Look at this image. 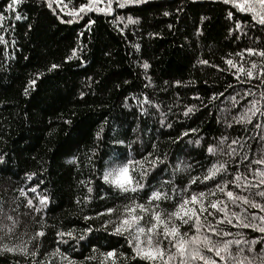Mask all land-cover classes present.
<instances>
[{
    "label": "trees",
    "instance_id": "obj_1",
    "mask_svg": "<svg viewBox=\"0 0 264 264\" xmlns=\"http://www.w3.org/2000/svg\"><path fill=\"white\" fill-rule=\"evenodd\" d=\"M7 2L0 0V11ZM87 3L89 0H63L65 10L54 3L53 11L43 0H22L16 11H3L5 19L0 20V156L4 157L0 161V245H27L26 253L0 248V264H100V253L113 248L127 257L119 258L117 264H149L135 257L128 235L113 234L115 223L100 227L106 219L115 222L119 211L94 216L105 208H122L131 199L149 209L141 221L145 228L151 222L152 211L167 215L176 210L184 196L212 189L225 180L229 181L223 184L226 190L264 204V197L255 195L264 186L241 192L231 183L242 174L237 182L243 186L244 178L252 177L256 168L264 170V165L251 163L264 156V119L259 115L247 122L237 119L251 106L250 101H259L264 109L260 78L264 76L260 73L264 57L247 52L236 55L249 47L264 50V26L252 19L253 13L225 4L224 0H142L123 8L116 7L113 0V11L105 13L95 9L105 7L107 0H96L88 12H77L73 18L70 13ZM238 3L261 10L256 0ZM166 11L167 16L163 15ZM229 11L233 12V20L227 17ZM16 15L22 19H15ZM129 17L134 23L128 22ZM88 20L94 22L85 28ZM235 21L240 22V29ZM229 28H233V34H229ZM73 48L77 54L65 60L72 56ZM227 59L245 69L257 63L254 72L260 76L249 79L242 73L237 77V69L226 64ZM199 60L209 63L203 65ZM145 61L149 65L146 69L141 67ZM53 63L60 68L47 72ZM37 72L43 76L25 95L28 81ZM246 91L250 94L244 95ZM190 105L195 111L185 115ZM181 132L187 135L177 141ZM196 139L200 144L195 143ZM234 139H239L243 147L232 145ZM113 140L125 143L115 144ZM209 145L217 151L208 152ZM228 146L238 148L237 153L228 155ZM121 150V164L128 159L140 161L147 153L153 154L148 161L154 157L163 160L159 170H152L147 177L141 178L140 171L150 167L148 161L130 173L146 189L125 194L103 181L107 162ZM241 154H247L249 160L237 165L235 161ZM214 163H226L227 172L213 182L188 185L189 191L181 193L191 176L205 174ZM177 164L191 167L176 172ZM33 173L28 179L26 174ZM258 180L252 182L258 184ZM33 187L36 192L29 191ZM88 187L93 189L91 193ZM21 188L25 189L23 196ZM157 189L172 199L148 201L149 193ZM39 195H46L48 203L36 212L27 207V201L31 199L38 205ZM85 196L91 198L85 200ZM212 199L227 201L219 192ZM154 203L159 208H153ZM228 206L234 212L244 208L249 214H261L259 209L244 204ZM84 216L92 219L85 221ZM209 220L215 224V217ZM89 225L94 230L80 240ZM234 225L235 218L233 225H223L232 235L214 239H241L242 234L243 240H256L251 245L253 253L261 254L264 234ZM180 228L189 235L195 232L191 224ZM37 231L44 235L35 236ZM58 231H71L73 235L58 237ZM157 231L162 232V227ZM141 240L146 243L144 236ZM159 243L169 248L167 240ZM231 249L235 252L238 246L231 245ZM32 252L34 256L27 254Z\"/></svg>",
    "mask_w": 264,
    "mask_h": 264
},
{
    "label": "snow or ice",
    "instance_id": "obj_2",
    "mask_svg": "<svg viewBox=\"0 0 264 264\" xmlns=\"http://www.w3.org/2000/svg\"><path fill=\"white\" fill-rule=\"evenodd\" d=\"M22 2V0H8V2L4 5L3 11H16L17 6ZM96 0H89L87 4H81L78 9H74L70 14L73 18H76V13L80 12L86 13L90 10V5L94 4ZM142 0H116V7L123 8L127 3H141ZM256 2L261 6V10L257 11L255 7L248 8L246 5L238 3V0H224L225 4H232L234 7H241V10L251 11L253 13L252 19L258 20L261 26H264V0H256ZM43 3L49 8L53 9V4L55 3L61 11H64L66 6L63 4V0H43ZM99 12L111 13L113 11V0H107V5L105 7H99L95 9ZM3 11H0V20H4L5 17L3 15ZM53 11H55L53 9ZM163 15H169V12H164ZM227 17L230 20L234 19L233 12L229 11L227 13ZM15 19H22V16L16 15ZM117 19H120L117 17ZM204 17H201V20H204ZM94 21L88 20V24L85 25V28L88 25L92 24ZM129 23H134L131 17L128 18ZM68 23H72V20H69ZM29 29L32 28V25L29 24ZM171 27V26H170ZM235 27L237 29L241 28V24L239 21H235ZM197 32H200V29H196ZM233 28H229V34H233ZM236 39H240L236 37ZM136 47H139L138 45ZM77 49H72V56L65 57V60L72 59L73 56L77 54ZM243 52H247L249 55L255 54L257 56L264 57V50H257L252 47L243 49L240 53H236V55H243ZM198 63L207 65L209 62L206 60H199ZM225 63L228 64L231 68L237 69L236 75L239 77L242 73L246 75L249 79H251L254 75L260 76V73H264V65L260 68V73L254 72V69L257 68V63L253 62L250 68L245 69L241 64L238 66L236 62L231 59L225 60ZM141 67L148 68L149 65L145 61ZM216 67V66H214ZM60 68L58 64H51L46 69L47 72H53ZM43 73L37 72L35 74L34 79H30L28 81L27 86L24 89V94L28 95L31 89H35L37 87V81L41 79ZM261 84H264V76H261ZM127 83V81H125ZM179 83V81L175 82ZM119 87V85H117ZM259 87V85H258ZM247 91L244 95H249ZM81 96L84 95L83 92L80 93ZM218 95L217 93H213V96ZM261 98L264 99V93H261ZM127 99V97H125ZM147 99V98H146ZM212 99V97H209ZM150 103V101H149ZM250 107L247 108L244 113L237 117L240 122L251 121L253 116L259 115L262 119H264V109L259 106V101L253 100L250 101ZM142 112H145L143 108H141ZM195 111V106L190 105L185 108L184 114L189 115ZM146 114V113H145ZM163 116V113H161ZM162 124L167 123L166 120H161ZM189 131H198L197 129H189ZM99 132L96 133L99 136ZM187 135L186 132H181L179 136L175 139L179 141L181 137H185ZM247 139V137H244ZM261 142H264V137H261ZM115 144H124L123 140H113ZM196 144H200V140L196 139ZM220 143H224V138H220ZM232 145H237L238 147H243L240 144L239 139H234L231 142ZM156 145L153 144V147ZM208 152L214 153L217 151L216 147L209 145ZM238 151V148H233L228 146L227 154L235 155ZM264 151V149H261ZM153 156L152 153H147L145 157H143L140 161L126 160L122 164L119 161L124 159L123 151L114 152L113 156L110 157L109 161L106 164L104 174L102 176L103 181L106 184H110L114 190H118L121 193H137L140 189H146V185L138 182L135 179V176L130 173H135L137 171L138 165L143 164L144 161H148V157ZM72 160H75L76 157H71ZM166 159V158H165ZM4 157L0 156V161H3ZM241 160H249L247 154H241L240 159L235 161L237 165L241 163ZM150 167L145 168L140 171L141 178L147 177L152 170L158 171V165H163V160L158 157H154L150 161H148ZM252 164L264 165V156H261L258 160L251 161ZM191 165L188 164H177L174 171L183 172L186 169H189ZM251 171V168H249ZM227 172L226 163H214L211 164L206 170L205 174L200 176H191L188 179V183L181 189V193H187L189 191L188 185H197L203 184L204 181L213 182L218 176L222 173ZM32 175H29L28 179H31ZM242 174H237L231 183L235 184L237 189H240L243 192L245 189L252 188H260L264 186V170L260 168H256L252 177L244 178V185L242 186L237 181L241 180ZM258 180V184L253 183V180ZM83 183V182H82ZM229 181L225 180L221 183H217L214 185L212 189L205 188V191L202 192H192L191 196H184L180 203L176 205V210L165 215L161 211H152L151 222L148 224L147 228L141 226V221L143 220V215L149 212L148 207L145 206L144 203H140L137 200L131 199L129 204L122 206V208H105L101 212L94 213L95 217H101L105 213L115 214V212L119 211L120 215L117 217V220L114 222L110 219L104 220V224L100 227L103 228L104 225H112L115 223V227L112 228L113 234L116 235H128V243L132 247V252L135 257H139L143 261H148L149 264H264V249H261V254H254L252 244L256 243V240L246 241L243 240V236L241 234V239H224L222 242L214 239V237H224L230 236L232 233L226 232L223 228V225H233V218H235L234 226H242L245 228H253L256 231L264 234V204L258 203L255 200H250L248 196L245 195H237L231 190H226L223 187V184H227ZM175 187V185H173ZM36 187H33L29 191L36 192ZM20 195H25V189L21 188ZM93 189L88 187V192L91 193ZM223 193L225 197H227V201L223 199H212L216 195V193ZM256 196L264 197V189L255 192ZM91 197L85 196L84 199L88 200ZM148 201H161V200H171L172 197L167 193L161 192L158 189L153 190L149 193L147 197ZM39 204L36 205L33 203V200L29 199L27 201V207L32 208L34 211H41L48 203V197L46 195L38 196ZM229 203L232 205L239 206L240 204L248 205L250 208H256L260 210L261 214H257L256 212L247 213L246 209L241 208L240 212L231 211L229 208ZM153 208H159V204H153ZM137 209L140 214H137ZM207 213L205 216L204 214ZM222 215H218L221 214ZM209 217H215V224L209 220ZM7 219L12 221L15 224V221L11 216H8ZM83 219L88 221L92 219V217L84 216ZM176 221H179L177 223ZM206 222V223H205ZM191 224V227L195 229V232L192 235H189L187 232H181V225ZM162 227V232H158L157 229ZM13 229L9 227V232ZM94 229L89 225L85 229H83L84 235L79 237L80 240L84 239L89 232H92ZM131 230V231H129ZM203 230V231H202ZM43 231H37L35 236H43ZM73 233L71 231L68 232H57V236H68L71 237ZM141 236L146 238V243L142 242ZM258 239V238H257ZM160 240H167L169 242V248L165 249L159 243ZM243 242V245H242ZM231 245L238 246V250L233 252L231 249ZM38 247V245H37ZM0 248L6 250L7 252L18 251L21 253L27 252V245H21L19 247H7L6 245H0ZM171 249H175V251H171ZM93 250L96 251L95 245H93ZM203 250H207V253L211 255H205ZM58 251V250H57ZM29 255H35L34 252L27 253ZM100 256L103 259L100 260V264H117L119 258L127 259L123 252L118 251L117 249H109L106 252H101ZM215 257V258H213ZM68 264H75L74 261H68Z\"/></svg>",
    "mask_w": 264,
    "mask_h": 264
}]
</instances>
